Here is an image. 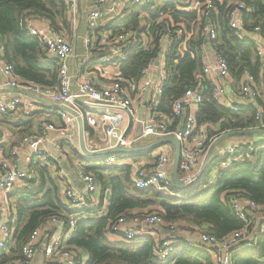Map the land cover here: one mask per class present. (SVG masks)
<instances>
[{"label": "built area", "instance_id": "2783aa9c", "mask_svg": "<svg viewBox=\"0 0 264 264\" xmlns=\"http://www.w3.org/2000/svg\"><path fill=\"white\" fill-rule=\"evenodd\" d=\"M88 1L91 3L87 15L89 30L84 38V43L89 47L92 38L101 34L96 46L97 51L102 53L99 58L102 64L118 67L119 63L127 57L128 49L136 46L144 49L155 47L149 28L142 26L144 24H142V15L147 12L144 10L141 11L142 15L138 16L142 27L138 31L121 30L112 33V30L109 29L100 30L101 27L91 30L98 24L101 25L106 19L120 18L128 5L144 7L150 5L152 0ZM64 2L71 25L77 31L82 14L79 0H64ZM198 4L197 8L200 9L201 16L207 21L201 25L199 30L211 55H205V53L202 55L201 70L195 75L196 85L186 89L174 101L169 113L159 110V98L169 75L166 69L168 51L172 43L180 41L183 34L182 26L171 25L170 27L167 25L164 26L165 28L161 26L156 32L158 38L157 58L141 69L139 80L127 79L131 88L130 92L127 87H123L121 84H111L100 88L88 79H80L73 85L68 69V60L73 56L74 50L66 33L55 29L44 20L39 22V18L29 17L26 22L27 31L30 36L38 39L50 56L58 60V86L35 83L20 78L15 73L13 65L4 59L3 47L0 42V90L14 89L18 91L14 95L0 96V115L17 113L25 118L36 113L42 115L38 130L23 134L17 141H7V133L0 129V144L8 143L7 155L0 154V255L9 252L8 242L12 240L14 224L17 220L9 193L37 179V171L40 166L49 169L61 183L63 172L59 170V159L68 158L70 147H75L82 153L79 146L77 118L59 106L72 109L82 119L85 146L91 151L111 148L118 144L132 146L146 136L174 137L180 143V178L187 187L196 182L206 169L208 163L203 169L202 159L208 155L214 141L205 134L202 125L196 121V113L203 100L204 85L201 84L202 80H207L216 101L231 111L238 112L242 107L249 106L256 108L255 125L251 129L264 130V121L258 105L261 91L256 79L248 70H244L236 80L237 87L230 88V92H227L233 81L229 65L227 60L213 48V41L217 39L218 33L211 17L216 13V9L211 0H204ZM244 9L247 7L242 1L232 7L229 25L236 37L249 38L254 41L259 60L260 77L264 78V35L258 27L252 29L245 27L242 17ZM156 10L155 8L153 11ZM163 18L164 16H160L158 21ZM152 69H156L158 72L157 80L154 83L150 79ZM132 95H138L137 99L140 97L144 99L147 110L145 115H140L139 107ZM48 102L55 106L48 105ZM50 115L57 116L59 121H52ZM131 122L141 125V134L128 138L125 136V132L127 123ZM101 126L105 139L99 143L92 139L85 129L88 127L94 131ZM260 145L264 147V135L257 134L254 141L250 143H232L224 147L219 152L218 161L211 167L203 187L212 185L220 171L245 160L253 159L252 152ZM100 157L101 159L97 162L84 160L76 167V173L83 182L86 193L64 184L61 188L62 202L65 207L63 213L49 216L34 229L21 248V258L11 261L10 264H33L39 252H41L40 264H85L83 253L68 241L78 221L86 216L101 217L105 214L103 206L86 196V194L98 191L100 193L102 188L101 184L96 182L93 172L89 170L92 166H128L130 178L137 187L153 188L163 194L177 195L178 193L174 190L170 174L172 161L170 151H157L154 156V165L149 169L129 155H120L115 152ZM109 192V188H104L103 198ZM2 195L5 196L3 201L1 200ZM230 206L235 216L243 223V227L222 240H218L213 234L206 231V228H196L185 224L188 232L177 230L178 223H165L157 213L141 216L119 215L113 221L111 230L113 233L122 234L126 240L131 241L138 235L148 234L150 227L156 229L165 227V232H159L154 237L156 242L153 246V254L157 259L166 260L169 258L174 252L178 237L185 235L189 237L191 246L200 245L207 250L214 249L213 259L217 264H232L231 255L251 247L263 232L264 221L258 225L259 229L256 228L254 215L259 211L264 215V206H259L242 193L230 198Z\"/></svg>", "mask_w": 264, "mask_h": 264}, {"label": "trees", "instance_id": "16d2710c", "mask_svg": "<svg viewBox=\"0 0 264 264\" xmlns=\"http://www.w3.org/2000/svg\"><path fill=\"white\" fill-rule=\"evenodd\" d=\"M204 0H197L198 3ZM244 2L247 9L242 17L247 29L258 27L264 35V0H211L216 13L211 17L217 28V39L213 48L228 62L231 76L237 80L248 70L260 82L259 60L255 43L249 38H238L230 28V12L238 2ZM189 0H152L148 6H132L128 14L106 24L112 33L121 30L138 31L141 27L139 14L153 4H159L156 11L146 17L150 36L155 47L144 49L136 46L128 49L127 57L118 65L120 78L139 80L141 69L157 58L158 38L156 32L163 26L179 25L183 28L180 41L172 43L166 58L168 78L159 98V110L169 113L174 101L186 89L196 85L195 75L202 67L204 37L199 28L207 21L200 9L192 10ZM151 6V7H152ZM143 8V9H142ZM161 14V15H159ZM160 16L163 19L158 21ZM29 17L43 18L60 30L70 29L67 9L63 0H0V42L4 59L13 65L20 78L51 86L59 84L58 62L48 55L45 47L36 37L30 36L26 22ZM145 31V29H143ZM203 100L196 113L198 123H218L220 130L251 129L255 125L256 108L242 107L238 112L220 105L212 94L207 80H202ZM264 121V103H258ZM37 114V113H36ZM243 114H245L243 116ZM34 115V114H33ZM224 119V120H223ZM226 119V120H225ZM27 120L20 122L22 132H28ZM22 133V134H24ZM77 151L75 147H70ZM143 153H120L133 157ZM78 154V151H77ZM253 159L245 160L220 171L215 182L203 187L211 167L217 158L210 161L196 182L181 189L174 185L177 195L163 194L153 188H139L130 178L128 166H92L101 180L103 188H109L110 198L105 214L101 217L86 216L77 222L69 243L77 246L85 255V264H217L213 259L214 249L189 244V237L180 235L174 252L166 260H159L153 254L156 239L151 234H141L131 241L120 233H113L111 225L119 215L159 214L165 223H181L196 228H206L218 240L240 230L243 223L235 216L230 198L245 194L259 206H264V147L257 146L252 152ZM99 161L101 157L86 158ZM43 167V168H41ZM102 170L108 171L104 179ZM38 179L30 181L23 188L9 193L18 201L17 220L9 252L0 255V264H10L21 258V248L29 235L53 214L63 213L65 207L58 194V186L49 169L40 166ZM37 180V181H36ZM39 186H37V185ZM174 184V183H173ZM36 187V188H34ZM43 188V191H39ZM139 209L140 212L129 213ZM16 213V214H17ZM166 231V228H162ZM114 236V238H111ZM232 264H264V229L258 241L249 248L231 255Z\"/></svg>", "mask_w": 264, "mask_h": 264}, {"label": "crops", "instance_id": "0c3cea01", "mask_svg": "<svg viewBox=\"0 0 264 264\" xmlns=\"http://www.w3.org/2000/svg\"><path fill=\"white\" fill-rule=\"evenodd\" d=\"M79 3H80V8L82 10L81 13L84 12L85 15L87 16L88 15V10L91 8V3L88 0H79ZM188 3H190L189 7L192 8V10L197 9V7L199 5L197 0H189ZM151 6L147 10H144V11H147L146 13H143V15L141 13L139 14V15H142V18H143L142 24L143 23L144 24L142 26H147L148 25L147 22H146V17L147 16L150 17L149 16L150 12L153 11L155 8L157 9V6H159V4H157V5L153 4V6L152 7ZM128 7H126L125 10ZM66 9H67V7H66ZM126 14H128V13H124L123 12L122 16L120 18H118V19H121ZM67 15H68V12H67ZM81 15L83 17V14H81ZM68 19L70 21L69 15H68ZM112 19L113 20H118V19H114V18L106 19L101 24V28L102 27L103 28L102 29L100 28V30L103 31L104 29H107L105 26H106L107 23L113 21ZM40 20H44L45 23H50L49 24L50 26H53L55 29H58L50 21H48L46 19H43V18H40L38 21L40 22ZM39 22H37V23H39ZM176 26H180V25L177 24ZM60 29H62V28H60ZM60 29H58V30H60ZM60 31L65 32L66 35H67V33H69V35H67V37H68V39L70 41V44H71V46L73 47V50H74L73 56L71 58H69V60H68V69H69L70 75L72 76L73 85H75L76 82L78 80H80V79H88L92 83H94L97 87H100V88L106 87V86L111 85V84H121L123 87H127L129 89V92H130L131 88L129 87L130 85H129L127 79L120 78L118 67L115 66V65L114 66L106 65L107 67L105 69H102L100 67H97V65H95V62L97 60L95 62H93V61H90L89 59H86L84 62H82V65L80 67H78V65L76 63L75 64L76 69L73 68L72 65H70L69 62L72 61V60H77L78 59V53L76 51V43H77V38L79 36V30L76 31L75 29H73V27L71 25L69 30L68 29H64V30H60ZM98 35L99 36H96V39H95V45H97L99 43V40L101 38V34H98ZM83 43H84V39H83ZM84 45H85V43H84ZM90 51L92 52L93 50L90 49ZM88 53H90V52H88ZM204 53H205V55H207V54L211 55V53H210V51L208 49V46H206L205 44L203 45V54ZM57 62H58V60H57ZM202 62H203V56H202ZM58 64H59V62H58ZM106 70L112 72L111 75L105 74L104 71H106ZM58 73H59V65H58ZM113 73H114V75L112 76ZM157 74H158V72H157L156 69H152L151 70L150 79H151L152 83H154L157 80ZM259 75H260V71H259ZM232 79H233V81L230 83V87L227 89V92H230V88L233 89V88L237 87V81L235 80L234 77H232ZM29 81H31V80H29ZM263 81H264V78H260V82L259 83L257 82V85H258V87L260 88V91H261L260 92V96L258 98V103H260V101L264 103ZM32 82H34V81H32ZM35 83H38V82H35ZM58 85H56V86H58ZM16 93H18V91L14 90V89L0 90V96H10V95H14ZM137 97H138V95H136V96L132 95V98L135 99V101L137 103V106L139 107L140 115L141 116L145 115L147 113V110H146V107H145V101H144V99L142 97H140L138 99H137ZM260 110H261V108H260ZM261 113H262V110H261ZM244 115L245 114H243V116ZM41 116L42 115L39 114V113L34 114L33 116H30V117H26V118L20 116L17 113H8L6 115H0V129L7 133V136H8L7 137V141H9V142L17 141L23 135L22 133H24V132H22V126H24V125H21L20 122L22 123V122L27 120L26 123L28 125L29 131L25 132L24 134H28V133H30L32 131H37L38 130V128H39V120H40ZM50 118L54 122H58L59 121V118L57 116H55V115H50ZM200 124L204 128L205 134L207 136L215 137L214 141L212 142V151H211V154H210V157H209V162L212 161L214 158H217L216 160H218L219 159V157H218L219 152L224 147H226L227 145L232 144V143L247 144V143H250L251 141H254V138L256 136V134H253L251 137H242V139H240V140L234 139V140H230V141L229 140L225 141L226 138H229V137H231L233 135H242V134H233V135L231 134V135L225 137V135H227L228 133L236 132V131L237 132L238 131H244L246 129H242V130H229V129L220 130V126H219L218 123L204 122V123H200ZM85 130L90 134L92 139H95L99 143H102L104 141L105 137H104V132H103V127L102 126L99 127V128H96V130H94V131L92 129L88 128V127ZM125 133H126L125 136L128 137V138L136 137V136L141 134V125L136 123V122L127 123V129H126ZM159 139H162V138H158L156 136H146V137H143V138L139 139L132 146H146V145H149L151 143H154L155 141H157ZM7 145H8V143L0 144V154L4 153V155H7ZM51 150H53V148H51ZM160 150H167V151L171 152L172 161H171L170 174H171V178H172V167H173V157H174V146L172 144L167 143V144L161 145V146H159L157 148H154V149H152L150 151H146V152H149V153L146 154V155H143V156H137V157L131 156V157H133L135 161L141 162L142 164L145 165V167H147L149 169V168H152L153 165H154L155 153L157 151H160ZM77 151H75L73 149H71V150L69 149L68 158L67 159H63V160L59 159V164H60L59 170H62V172H63V178H62L61 183H59V181L56 179V175H53L51 172L49 174L56 181V184L58 186V194H59L61 200H62L61 188H62V186L64 184L65 185H71L75 189L84 191V184L81 181V179H79V177H78V175L76 173V167L78 166L79 163H82L84 160L87 161V159L79 151H78V154H77ZM138 153H143V152H138ZM206 158H207V155L204 156L202 161L205 162ZM89 159H91V158H89ZM90 161L92 162V160H90ZM214 163H216V162H214ZM41 168H43V167H41ZM38 169H39V167H38ZM37 173H38V171H37ZM93 174H94V172H93ZM102 175H103L104 179H107L108 171L107 170H102ZM179 176H180V172H179ZM94 178H95L96 182L100 183L101 186H102V183L100 182L101 180H98L95 174H94ZM37 179L39 181L38 175H37ZM24 187H25V185L22 186L20 189H16L15 191L23 190ZM103 192H104V188L102 187L100 193L98 191L96 193L86 194V196L88 198L94 199V201H96L100 206H103L104 210H106L107 206H108V203H109L110 192H109V194L107 196H105V198H103V196H102ZM84 193H86V192L84 191ZM10 198L13 201L12 205L14 206L15 211L17 213V210H18L17 201H18V199H17L16 195H14V196L12 195V196H10ZM138 211L140 212L139 209H133V210L131 209L129 211V213L138 212ZM17 215H18V213H17ZM254 220H255L256 225H257L256 228L259 229L258 225L263 223L264 215H262L260 213V211H259V212H257L254 215ZM148 230L150 231L149 234L153 235V237H156L155 235H157L159 232H162L163 229L162 228L156 229V228L150 227V228H148ZM111 238H114V236H112ZM82 256H83L84 262H86L85 255H82ZM40 258H41V252H39L38 255L36 256L33 264H40Z\"/></svg>", "mask_w": 264, "mask_h": 264}, {"label": "water", "instance_id": "95a60500", "mask_svg": "<svg viewBox=\"0 0 264 264\" xmlns=\"http://www.w3.org/2000/svg\"><path fill=\"white\" fill-rule=\"evenodd\" d=\"M49 105L55 106L52 103H47ZM60 108L70 112L74 116H76L77 121H78V139H79V146L80 149L83 153L84 156L89 157V158H95V157H100L104 156L109 153H138V152H146L150 151L154 148H157L161 145L164 144H172L174 146V157H173V167H172V181L174 182L175 186L181 189L187 188L186 183L180 178L179 176V159H180V143L178 142L177 139L174 137H165L162 139H159L155 141L154 143H151L146 146H121V145H116L111 148L107 149H102V150H96V151H91L86 148L85 146V141H84V124L82 119L70 108L64 107V106H59ZM233 134H258V135H264V130H252V129H246L244 131H236V132H231L228 133L226 136ZM212 151V147L209 150V153L207 155L206 161L204 162L203 169L206 166V164L209 161V157ZM202 169V170H203ZM201 173V172H200Z\"/></svg>", "mask_w": 264, "mask_h": 264}, {"label": "rangeland", "instance_id": "374dc122", "mask_svg": "<svg viewBox=\"0 0 264 264\" xmlns=\"http://www.w3.org/2000/svg\"><path fill=\"white\" fill-rule=\"evenodd\" d=\"M129 7L124 11V13H128L131 9H132V5H128ZM83 17L81 15L80 19H79V27H78V30H79V36L77 38V43H76V51L78 53V59L77 60H72L70 61V65H72L73 68L76 69L75 67V64L77 63L78 67H80L82 65V62H84L86 59H89L90 61H93L95 62V65H97V67H100L102 69H105L107 66L106 64H102L100 61H99V58H100V55L102 54L101 52L97 51V46L95 45V39L96 37H93L92 38V43L90 44L89 47H86L83 43V39L87 33V31L89 30L88 26H87V16L85 15V13L83 12ZM180 25V24H179ZM101 27L100 24H98L97 27H93L91 28V30H95L97 28ZM103 28V27H102ZM101 28V29H102ZM67 35H69V33H67ZM105 36V35H103ZM95 50H94V49ZM93 50L92 52L90 51ZM90 52V53H88ZM105 74H109L111 75L112 72L106 70L104 71ZM114 75V73L112 74V76ZM253 134H243V135H233L229 138H226V140H234V139H237V140H240L242 139V137H251ZM212 139H214L212 136H210ZM151 139V138H150ZM224 141V142H225ZM226 144V143H225ZM204 183V182H203ZM37 185V184H36ZM39 186V185H37ZM36 188V187H34ZM43 191V188L39 191L40 193ZM5 196L2 195V201L4 200ZM3 221V220H2ZM186 223L184 222H181V223H178L176 225L177 227V230H183L185 232H188V230H186V226H185ZM207 231V229H206ZM12 240H10L9 242H11ZM13 242L10 243V245L12 244ZM9 246V245H8ZM10 248V247H9Z\"/></svg>", "mask_w": 264, "mask_h": 264}]
</instances>
